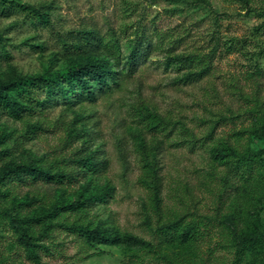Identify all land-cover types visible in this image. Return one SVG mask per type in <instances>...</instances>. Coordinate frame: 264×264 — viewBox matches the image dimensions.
<instances>
[{
  "label": "rangeland",
  "instance_id": "rangeland-1",
  "mask_svg": "<svg viewBox=\"0 0 264 264\" xmlns=\"http://www.w3.org/2000/svg\"><path fill=\"white\" fill-rule=\"evenodd\" d=\"M99 59L115 75L94 95L38 89L37 114L0 113V168L38 173L0 201V264H38L9 212L46 213L25 225L40 264H264V0H0L4 82ZM225 143L261 164L238 170L239 155H217ZM86 193L94 204L67 209ZM100 226L150 247L92 246L75 231Z\"/></svg>",
  "mask_w": 264,
  "mask_h": 264
},
{
  "label": "trees",
  "instance_id": "trees-1",
  "mask_svg": "<svg viewBox=\"0 0 264 264\" xmlns=\"http://www.w3.org/2000/svg\"><path fill=\"white\" fill-rule=\"evenodd\" d=\"M30 14L34 18L40 17V12L31 8ZM148 44V38L141 36L131 41L129 59L132 63L137 61L138 52L145 44ZM198 60L202 66V74H205L210 69V62L205 57H194L189 60L193 63ZM114 64L109 59L90 60L84 65H79L74 69L61 73L59 71L47 72L44 74H25L21 75L13 82H4L0 77V113L9 115L14 119H23L28 115H34L39 112L38 100L36 91L38 89L46 90L47 93H55L64 96L69 95L72 97L79 93H89L90 96L94 95L95 89L92 87V82L96 83V88L101 89L108 84L109 79L114 77ZM151 124L153 128L160 125L156 119L157 115L150 114ZM217 155L225 160L232 155L240 157L239 167L241 165H260L259 159H256L257 154L248 150L241 152L229 144H224L216 149ZM5 151H1L0 155H5ZM84 165L91 171L97 172L98 166L91 157L83 159ZM31 178L33 182L38 180L37 170L27 165H17L14 162L4 163L0 168V201L6 199L10 195L11 186L16 182L27 181ZM63 178V176H60ZM7 187V189H4ZM96 196L87 193L82 195L78 200L74 201L67 209L78 210L87 208L94 204ZM64 206L58 205L53 211L56 215ZM12 218L13 227L19 236V240L26 250L31 254L36 263H41V257L38 249V239L31 235L26 224L43 223L46 220V213H43L40 218L34 220L31 218H21L14 215L12 212L8 213ZM177 228V227H176ZM76 232L82 234L87 242L94 246L97 243L107 245H120V244H136L144 248L150 247L147 243L132 235L114 234L105 227H80L75 229ZM194 229L192 226H185L181 233L182 241H187L193 234Z\"/></svg>",
  "mask_w": 264,
  "mask_h": 264
}]
</instances>
